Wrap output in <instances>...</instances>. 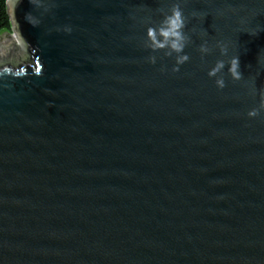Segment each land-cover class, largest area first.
<instances>
[{"label": "water", "instance_id": "95a60500", "mask_svg": "<svg viewBox=\"0 0 264 264\" xmlns=\"http://www.w3.org/2000/svg\"><path fill=\"white\" fill-rule=\"evenodd\" d=\"M177 2L174 72L147 29ZM8 7L0 264H264V0Z\"/></svg>", "mask_w": 264, "mask_h": 264}, {"label": "clouds", "instance_id": "9594fccd", "mask_svg": "<svg viewBox=\"0 0 264 264\" xmlns=\"http://www.w3.org/2000/svg\"><path fill=\"white\" fill-rule=\"evenodd\" d=\"M163 13V10H161ZM185 28V18L183 16V12L181 10L180 4L174 3L169 10V13H163V19L160 21L159 25L156 27H149L147 29V40L150 41L148 47L153 51L168 49L165 52V55L171 56L173 53H176V67L173 68V71H179V65L184 64L189 60V56L187 54H182L184 52V48L189 42V38L184 33ZM201 53H208L210 49L206 45H201L200 47ZM221 52L226 53V48L221 47ZM150 62L155 63L156 58L150 57ZM230 67L228 71L231 77L234 80H240L242 78V74L239 70V59L238 57H233L230 60ZM224 62L218 61L213 67L208 75L210 77H215L217 73L221 72L224 68ZM216 84L219 88L225 87V82L223 78H219L216 80ZM260 109H264V98H262L260 103ZM250 117H254L258 115V110L253 109L248 113Z\"/></svg>", "mask_w": 264, "mask_h": 264}, {"label": "trees", "instance_id": "16d2710c", "mask_svg": "<svg viewBox=\"0 0 264 264\" xmlns=\"http://www.w3.org/2000/svg\"><path fill=\"white\" fill-rule=\"evenodd\" d=\"M8 0H0V32L11 28Z\"/></svg>", "mask_w": 264, "mask_h": 264}, {"label": "rangeland", "instance_id": "374dc122", "mask_svg": "<svg viewBox=\"0 0 264 264\" xmlns=\"http://www.w3.org/2000/svg\"><path fill=\"white\" fill-rule=\"evenodd\" d=\"M8 30L12 32V25H11V28H10V29H8Z\"/></svg>", "mask_w": 264, "mask_h": 264}]
</instances>
